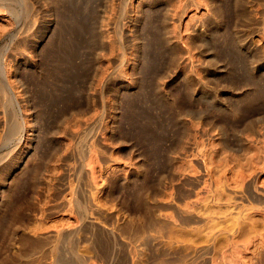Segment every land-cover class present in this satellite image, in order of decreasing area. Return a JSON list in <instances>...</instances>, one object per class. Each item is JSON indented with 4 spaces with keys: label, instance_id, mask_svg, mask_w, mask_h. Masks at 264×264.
Wrapping results in <instances>:
<instances>
[{
    "label": "rangeland",
    "instance_id": "obj_1",
    "mask_svg": "<svg viewBox=\"0 0 264 264\" xmlns=\"http://www.w3.org/2000/svg\"><path fill=\"white\" fill-rule=\"evenodd\" d=\"M248 1L0 0V264H264V205L243 197L264 169Z\"/></svg>",
    "mask_w": 264,
    "mask_h": 264
},
{
    "label": "bare ground",
    "instance_id": "obj_2",
    "mask_svg": "<svg viewBox=\"0 0 264 264\" xmlns=\"http://www.w3.org/2000/svg\"><path fill=\"white\" fill-rule=\"evenodd\" d=\"M260 0H249L248 1V5H249V9H251L253 12L254 11H257V10H255V7L258 5V2H259ZM264 5V4H263ZM258 12V11H257ZM257 15H258V18H257V20H258V23H259V25H262V29H259L260 31L261 30H263V26H264V10H260L258 13H257ZM263 37V40H264V33H263V35H262ZM251 43V42H250ZM250 46L252 47V49L253 50H260L261 48L259 47V45L257 44V43H251L250 44ZM263 51V50H262ZM261 50H260V52H262ZM262 54H264L263 52H262ZM264 62V61H263ZM212 120V119H211ZM206 126V127H205ZM215 126H216V128H217V125H215L212 121H210L208 118H203V121H202V128H206V129H203V131H202V129L200 130L201 132H202V135H204V136H209L210 134H211V132L213 131V129L215 128ZM222 126V125H221ZM215 128V129H216ZM214 129V130H215ZM218 133H220V135L222 136V137H224L225 136V128L224 127H219V132ZM223 141V144H222V147H221V150H226V149H230L231 147L229 146V144L227 143V141L225 140V139H223L222 140ZM264 143V142H263ZM262 150L264 151V147L262 148ZM206 155H207V153H205ZM205 154H204V152H202L201 150H197V152H196V154H195V156L197 155L199 158H203L204 159V157H205ZM197 156H196V158H197ZM208 158V157H207ZM202 159V160H203ZM201 160V159H200ZM205 160H207L206 158H205ZM205 164H206V162H205ZM209 168V166L207 167V165H206V167H205V173H204V175L206 176V177H213L212 176V172H211V170L210 169H208ZM211 168V167H210ZM202 169V171H203V168H201ZM257 169V168H256ZM260 172L259 173H257V170H254L253 171V173L251 174V176H252V180L250 181V182H247V184H246V182H245V190H244V196L243 197H245V198H247V199H249V200H251V202L253 203V202H256V203H258V205L259 204H261V205H264V190L262 191L261 190V186H259V185H262L263 184V182H262V184H260L259 183V178H258V180H257V177H258V175L260 174V175H264V169L263 170H259ZM255 173H256V175H255ZM196 174V173H195ZM194 174V175H195ZM199 174V173H198ZM213 175H214V172H213ZM203 177V175L201 174V175H196V177H194V179L196 180V181H199L201 178ZM192 178V177H191ZM193 179V180H194ZM205 179V178H204ZM207 179V178H206ZM212 179V178H211ZM209 180V179H208ZM201 181V180H200ZM199 181V182H200ZM205 182V181H204ZM207 182V181H206ZM196 183V182H195ZM258 183H259V185H258ZM206 184V183H205ZM264 185V184H263ZM262 187H264V186H262ZM264 189V188H263ZM186 195V194H185ZM165 204V203H164ZM171 203H169V205H170ZM173 204V203H172ZM257 205V206H258ZM167 206H168V204H167ZM171 206V205H170ZM260 206V205H259ZM173 207H174V205H173ZM261 207V206H260ZM264 207V206H263ZM193 208V207H192ZM190 210H193V209H191V207L189 208ZM254 209H255V211L257 210V208H255L254 207ZM258 211H259V209H258ZM176 212V213H175ZM175 214H177V216H178V218H179V221H180V224L181 225H188V226H190L189 224H194L197 220V218L199 217V216H197V214L196 213H194V210L193 211H188V209L187 210H180V209H175ZM256 219V218H255ZM254 220V219H253ZM161 221V220H160ZM199 221V220H198ZM161 225H154L153 223L152 224H149L148 226H147V228H145L146 229V232L144 231L143 233H147V235L145 236V237H147L146 239L149 241V239H151L152 241H155V240H157L158 238H162V237H164L165 235H167V234H165L166 233V226H167V223L166 222H163L162 221V223H160ZM192 224V225H193ZM238 225V224H237ZM156 226H159L158 228L156 227ZM196 230H198V229H196ZM195 230V232H198L197 234L199 235L200 234V229L198 230V231H196ZM139 231V230H138ZM141 231V230H140ZM194 231V230H193ZM202 232H203V230H201ZM201 232V233H202ZM138 233V232H137ZM140 234H142L141 232L139 233V235ZM205 234V233H204ZM206 235H208L207 233H206ZM214 234H212V236H213ZM216 235V234H215ZM165 237H167V236H165ZM201 237H202V235H201ZM210 237V236H209ZM138 238V237H137ZM149 238V239H148ZM212 238V237H211ZM216 238V237H215ZM214 238V239H215ZM150 240V241H151ZM210 243V242H209ZM130 244V243H129ZM204 248V247H203ZM203 248H202V251H203ZM209 249V248H208ZM198 252V251H197ZM209 254H210V252H209ZM208 255V251H207V249H205L203 252H200L199 254H198V256L197 257H195L194 258V260L190 263V264H208V260L206 259V256ZM258 255V254H257ZM261 256V255H260ZM109 257V256H108ZM107 258V257H106ZM135 259V258H134ZM104 260V259H103ZM105 261V260H104ZM226 261V260H225ZM255 261V260H254ZM137 262V261H136ZM253 262V261H252ZM258 263V262H257ZM107 264V263H106ZM122 264H135L134 263V261L133 262H131V260H129V259H126Z\"/></svg>",
    "mask_w": 264,
    "mask_h": 264
}]
</instances>
